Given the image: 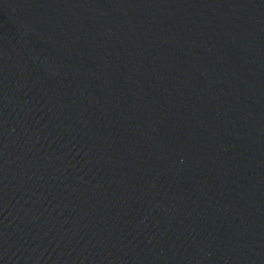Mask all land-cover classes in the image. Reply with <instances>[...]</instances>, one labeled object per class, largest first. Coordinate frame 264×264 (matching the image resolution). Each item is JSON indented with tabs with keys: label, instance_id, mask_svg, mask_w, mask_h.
Instances as JSON below:
<instances>
[{
	"label": "water",
	"instance_id": "obj_1",
	"mask_svg": "<svg viewBox=\"0 0 264 264\" xmlns=\"http://www.w3.org/2000/svg\"><path fill=\"white\" fill-rule=\"evenodd\" d=\"M0 264H264V0H0Z\"/></svg>",
	"mask_w": 264,
	"mask_h": 264
}]
</instances>
